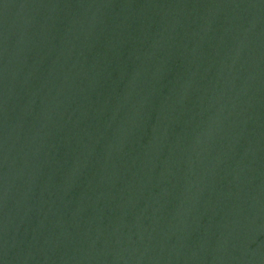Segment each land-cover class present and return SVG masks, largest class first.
<instances>
[{"label": "water", "instance_id": "1", "mask_svg": "<svg viewBox=\"0 0 264 264\" xmlns=\"http://www.w3.org/2000/svg\"><path fill=\"white\" fill-rule=\"evenodd\" d=\"M0 264H264V0H0Z\"/></svg>", "mask_w": 264, "mask_h": 264}]
</instances>
